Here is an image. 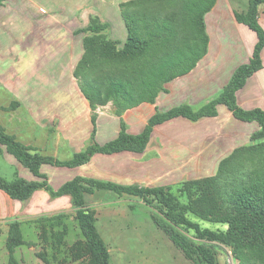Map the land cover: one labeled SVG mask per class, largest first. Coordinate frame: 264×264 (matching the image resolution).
I'll return each mask as SVG.
<instances>
[{"label":"trees","instance_id":"16d2710c","mask_svg":"<svg viewBox=\"0 0 264 264\" xmlns=\"http://www.w3.org/2000/svg\"><path fill=\"white\" fill-rule=\"evenodd\" d=\"M217 1L135 0L124 4L122 14L128 37L122 47L104 35L108 26L97 20L78 31L85 35V53L74 75L93 110V125L99 106L112 102L115 114L121 117L144 103L155 104L168 83L189 74L207 54L205 17ZM263 10L264 0H249L247 12H235L236 21L256 34L257 44L249 62L234 72L221 94L199 109L182 105L158 110L139 135L129 134L122 121L118 138L105 145L95 142V128L92 144L69 161L39 153L18 142L0 125V147L36 178L28 181L17 175L7 180L0 175V190L20 202L30 200L39 190L53 198L69 197L83 237L72 251L75 259H85L87 264H112L109 247L98 229L97 213L88 203L96 192L141 202L152 211L153 224L192 264H220L215 244L229 248L240 264H264V110H245L237 101V93L263 69L264 28L259 22ZM17 106L14 103L9 110ZM219 106L226 107L239 121L257 124L259 131L252 135L250 145L223 159L214 176L184 183L180 193L187 197L186 204L172 188L123 186L81 176L54 190L42 173L46 165L83 167L96 154L144 153L157 126L180 118L191 122L215 118ZM190 214L228 228L225 232L203 229L189 218ZM46 220L44 217L42 221ZM23 244L21 222H10L9 264H18L14 253Z\"/></svg>","mask_w":264,"mask_h":264},{"label":"crops","instance_id":"0c3cea01","mask_svg":"<svg viewBox=\"0 0 264 264\" xmlns=\"http://www.w3.org/2000/svg\"><path fill=\"white\" fill-rule=\"evenodd\" d=\"M38 1L2 0L0 24L11 17V11L22 14L29 6L39 7L40 16L44 17L47 12L42 5H38ZM131 1L135 0H63V5L59 4L56 8L62 11L71 9V15L67 13V16L43 21L33 19L36 37H18L17 45L12 46L0 39V90L7 92L10 100V104L0 106V114L6 116V119L0 120V125L7 134L45 156L69 161L92 144L95 128V142L105 145L118 138L122 121L129 134L139 135L158 110L167 111L182 105L199 109L217 98L234 72L252 57L256 45L250 33L252 31L235 19V12H247L249 0H218L205 17L209 45L207 54L197 66L189 74L168 83L155 104L144 103L126 111L121 117L115 114L112 102L99 106L95 111L96 125H93V110L74 75L85 53V35L77 32L88 27L94 19L101 25H107L104 35L119 42L122 47L128 37L122 10L123 5ZM67 2L71 6H66ZM259 22L264 28V10ZM117 25L119 31L116 30ZM12 52L34 58L33 65L20 63L18 57L16 61L22 69L14 67L9 56ZM262 59L263 69L237 93L238 104L245 110H264V51ZM14 103L18 106L9 110ZM172 125L186 126L188 128L185 129H190V132L182 131V126L169 129ZM258 131L257 124L239 121L226 107L219 106L215 118L198 122L180 118L157 126L144 153L96 154L83 167L70 169L46 165L42 167V173L48 177L54 190L78 176L123 186L172 188L174 184L181 186L191 180L214 176L219 163L236 149L250 145L252 135ZM189 145L194 149L191 153L196 154L190 160L186 158L174 162L166 156L161 157L163 153L188 154ZM0 152L10 156L2 147ZM67 154L68 158H60ZM9 162L15 167L16 176L28 181L36 180L15 158L14 162L12 159ZM183 162L193 163L197 176L189 178L187 169L181 165ZM172 171L180 174L175 182L165 179L171 178ZM156 173L162 177L160 181L147 183ZM94 196L98 199L111 197L115 202H139L134 198H118L109 192H96ZM71 207L75 211L69 197L53 198L44 190L37 191L25 202L15 201L0 190V225L9 227L12 221L64 213Z\"/></svg>","mask_w":264,"mask_h":264},{"label":"rangeland","instance_id":"374dc122","mask_svg":"<svg viewBox=\"0 0 264 264\" xmlns=\"http://www.w3.org/2000/svg\"><path fill=\"white\" fill-rule=\"evenodd\" d=\"M54 1V3H53ZM29 3V1H27ZM26 2H23L25 4ZM63 5V0H39L38 5H42L46 10L44 17L40 16L41 12L39 7L32 6L19 14V12L11 11V17L5 19L0 24V39L7 41L12 46L18 40V37H36L34 25L32 20L43 21L51 17L61 18L71 15V9L61 10L56 8L58 5ZM71 6L67 2L66 6ZM58 9V10H57ZM38 15V17H37ZM70 17L68 16L67 20ZM36 22V21H34ZM119 31V26H115ZM254 36V45L257 44V36L255 33L250 32ZM13 59V66L21 70L22 65L17 63L19 57L20 63L26 65H33L34 58H30L20 53L12 52L9 55ZM23 60V61H22ZM8 94L0 90V106L10 104ZM6 119L4 114H0V120ZM182 125H172L169 129H178ZM182 131L188 128L182 126ZM9 130H11L9 128ZM190 129L186 130V132ZM186 148V145H183ZM157 147V146H156ZM159 150H162L159 147ZM155 149L153 154L156 153ZM194 149L188 147V154H174L163 155L161 157H168V159L176 160L183 159L190 160L196 156L191 153ZM159 152V151H158ZM160 154V153H159ZM178 157V158H175ZM69 155H64L60 158H68ZM14 162L12 156H6L0 152V175L7 180L15 178V167L11 165ZM186 160V161H187ZM16 163V162H15ZM161 164V163H160ZM159 164V165H160ZM178 164V163H177ZM182 167L187 169L188 176H197L195 165L191 162L187 164L183 162ZM24 169V168H23ZM28 172L27 170H24ZM180 174L172 171L171 178H165L169 182H175ZM142 179V173H140ZM149 178V177H148ZM146 178L145 180H147ZM162 177L156 173L149 178L147 183H156ZM176 179V180H175ZM174 184V183H173ZM181 186L173 185L172 191L178 196L181 202L187 203V197L180 193ZM114 195L113 193H111ZM105 198V199H104ZM98 199L95 196L88 198V203L92 205L97 213L98 229L102 238L109 247L112 264H192L184 254L170 241V239L159 230L152 221V211L145 207L143 204L136 201H112L111 197H104ZM44 217L35 218L32 220H25L21 222V231L24 244L16 248L14 258L18 264H87L85 259H75L72 251L73 246L83 239L81 230L76 220V213L72 209L68 212L49 215L45 217L46 221H42ZM189 218L198 223L203 229L212 231L225 232L228 228L226 224H215L212 222L203 221L196 216L190 214ZM45 228V229H44ZM44 229V230H43ZM192 233L191 235H193ZM9 236L8 225H0V264H9L10 254L7 248V240ZM217 255L220 264H240L239 261L234 260L232 252L229 248L215 244ZM47 260V262H46Z\"/></svg>","mask_w":264,"mask_h":264}]
</instances>
